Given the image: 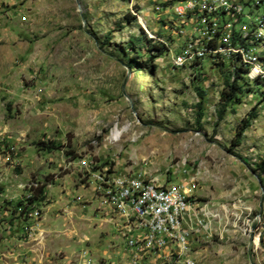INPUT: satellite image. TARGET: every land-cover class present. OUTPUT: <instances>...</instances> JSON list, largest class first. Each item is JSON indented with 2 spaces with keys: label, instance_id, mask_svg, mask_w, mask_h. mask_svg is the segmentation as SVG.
Wrapping results in <instances>:
<instances>
[{
  "label": "rangeland",
  "instance_id": "1",
  "mask_svg": "<svg viewBox=\"0 0 264 264\" xmlns=\"http://www.w3.org/2000/svg\"><path fill=\"white\" fill-rule=\"evenodd\" d=\"M166 1L0 0V264H130L127 242L96 210L85 158L102 172L187 183L195 200L216 204L196 264H251L252 238L254 264H264V88L226 107L233 78L223 66L197 75L168 54L153 58L151 36L182 27L169 7L157 11ZM38 181L51 185L35 205L40 219H28L15 206Z\"/></svg>",
  "mask_w": 264,
  "mask_h": 264
},
{
  "label": "built area",
  "instance_id": "2",
  "mask_svg": "<svg viewBox=\"0 0 264 264\" xmlns=\"http://www.w3.org/2000/svg\"><path fill=\"white\" fill-rule=\"evenodd\" d=\"M166 3H173L169 11L182 25L178 27L181 31L165 32L162 39L151 37L167 47L175 68H189L197 74L204 72L207 64L213 68L223 66L224 70L238 72L240 82L247 83L250 89L259 85L264 88V0ZM166 8L158 7L157 11L166 13ZM169 35L177 37L175 45ZM79 164L96 186L100 209L112 217L127 242L130 264H145L148 255L161 256V264H196L192 256L194 235L202 231L198 241L210 242L213 236L209 221L220 215L211 211L210 204L195 200L190 185H159L145 176L119 175L109 169L102 172L98 163L87 158L80 159ZM39 186H28L32 192L23 200V217L40 219L36 204L27 202ZM33 230L27 232L30 240Z\"/></svg>",
  "mask_w": 264,
  "mask_h": 264
},
{
  "label": "trees",
  "instance_id": "3",
  "mask_svg": "<svg viewBox=\"0 0 264 264\" xmlns=\"http://www.w3.org/2000/svg\"><path fill=\"white\" fill-rule=\"evenodd\" d=\"M122 1H130V0H122ZM172 4L173 3H166L163 6L169 7V6H172ZM132 19L135 20L134 17H132ZM140 30H141V32L144 33V30L142 28ZM148 52L152 53L153 58L157 59V58H160V57L164 56L165 54H167L168 49L163 43L156 41V40H150L148 42ZM133 64H134V61H133V63L131 62L128 65L130 68H134ZM228 72L231 73L233 81L226 79V89L222 93V100L225 103L226 107H228V105L235 106L236 104H238L241 100L240 98H241L242 94L244 93V90L245 91L247 90V92H251L250 90H252V89L249 90L246 88V87H249V85L247 83H241L240 82L241 78H240V75L238 74V72H236V73L231 72V71H228ZM201 73L202 72L199 71L197 73V75L201 74ZM261 94H263L262 96H264V93L261 92ZM255 117L256 116L254 115L252 118H255ZM244 126L245 127L241 128L238 132L237 140L234 142V145H233L234 148H237L241 145V139H242V136H243L246 128L249 126V121H246L244 123ZM39 147L41 148V150L46 151V152H52V151L58 149V147L56 145H48L46 143H41L39 145ZM47 187H48V183H44V184H41L37 189H34L33 190V197L31 199L27 200V202H29L30 205L37 204L40 202H44L46 199V195H47ZM22 207H24V202L18 203L17 206H15V208H16L15 211H18Z\"/></svg>",
  "mask_w": 264,
  "mask_h": 264
},
{
  "label": "crops",
  "instance_id": "4",
  "mask_svg": "<svg viewBox=\"0 0 264 264\" xmlns=\"http://www.w3.org/2000/svg\"><path fill=\"white\" fill-rule=\"evenodd\" d=\"M162 29V28H161ZM38 183L40 184L41 182H39L38 181ZM42 184H44V183H42ZM48 185H51V184H48ZM49 187V186H48ZM98 201V200H97ZM216 205V204H215ZM215 205L214 204H212L211 205V211H214V212H216V213H219V209L218 208H216L215 207ZM98 206L99 207H96V210H97V212H98V214H99V217H101L102 219H104L106 222V224H108V225H110V226H112V227H114L115 226V221L112 219V217L111 216H108V214H106V213H104L101 209H100V204H99V201H98ZM211 221H209V223H210ZM212 223V222H211ZM209 226V230L212 232V229H211V227H212V224H209L208 225ZM9 230H10V228H9ZM12 230V229H11ZM10 230V231H11ZM199 234H204L202 231H200L199 232ZM198 233L196 234V235H194V240H195V248H197V247H199V245H202V244H206V243H202L201 241H198L199 240V238H200V235H199ZM198 241V242H197ZM209 243V242H208Z\"/></svg>",
  "mask_w": 264,
  "mask_h": 264
},
{
  "label": "water",
  "instance_id": "5",
  "mask_svg": "<svg viewBox=\"0 0 264 264\" xmlns=\"http://www.w3.org/2000/svg\"><path fill=\"white\" fill-rule=\"evenodd\" d=\"M78 6H79V2H78ZM129 74H130V70H129ZM129 79V76H127V78L125 79L124 81V84H123V94L126 96V84H127V81ZM156 128L162 130L163 132H166V133H174L166 128H162V127H158L156 126ZM261 208H262V204H261ZM256 230V224L254 225L253 227V231ZM253 244H254V238L251 239L250 241V244H249V251H248V255H249V259H250V263L251 264H254V261H253Z\"/></svg>",
  "mask_w": 264,
  "mask_h": 264
},
{
  "label": "bare ground",
  "instance_id": "6",
  "mask_svg": "<svg viewBox=\"0 0 264 264\" xmlns=\"http://www.w3.org/2000/svg\"><path fill=\"white\" fill-rule=\"evenodd\" d=\"M122 131H119L118 129H116L112 135V138L114 140H118L121 137Z\"/></svg>",
  "mask_w": 264,
  "mask_h": 264
}]
</instances>
